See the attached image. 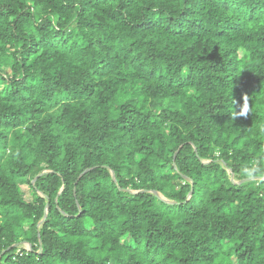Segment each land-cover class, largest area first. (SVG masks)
<instances>
[{
	"label": "trees",
	"instance_id": "trees-1",
	"mask_svg": "<svg viewBox=\"0 0 264 264\" xmlns=\"http://www.w3.org/2000/svg\"><path fill=\"white\" fill-rule=\"evenodd\" d=\"M260 125L264 0H0V264H264Z\"/></svg>",
	"mask_w": 264,
	"mask_h": 264
},
{
	"label": "clouds",
	"instance_id": "clouds-1",
	"mask_svg": "<svg viewBox=\"0 0 264 264\" xmlns=\"http://www.w3.org/2000/svg\"><path fill=\"white\" fill-rule=\"evenodd\" d=\"M249 97L250 96L248 95L242 96V102L238 105V110L237 108L233 107L236 102L232 98L233 111L229 114V117L232 121L238 117H247V115L251 112ZM259 132L264 133V125H260ZM261 162H264V154L261 155L260 161L254 160L251 164L245 165L242 168V173L249 178L255 177L258 173L264 174V166H262Z\"/></svg>",
	"mask_w": 264,
	"mask_h": 264
},
{
	"label": "water",
	"instance_id": "water-1",
	"mask_svg": "<svg viewBox=\"0 0 264 264\" xmlns=\"http://www.w3.org/2000/svg\"><path fill=\"white\" fill-rule=\"evenodd\" d=\"M175 155H176V152H175V154H174V158H175ZM173 165L175 166V163H173ZM88 171V169L87 170H85L84 172H82L81 174H80V176H82L84 173H86ZM42 173H40L39 175H41ZM111 175H112V180L114 181V183H116V178H115V175H114V172L113 171H111ZM38 177V176H37ZM231 177H232V175H231ZM36 179V178H35ZM35 179L32 181V182H34L35 181ZM189 180V179H188ZM130 191H132V190H130ZM156 195H158L161 199H163V200H165V201H167V202H170V201H168L166 198H164L160 193H158V192H154ZM170 203H174V202H170ZM46 215H47V207H46V211H45V213H44V216H43V218L40 220V222L38 223V225H40L44 220H45V218H46ZM26 246H27V249L28 250H31V245L30 244H28V243H26V242H23ZM18 244H15L14 246H17ZM39 252H41V249H39ZM0 257H1V255H0Z\"/></svg>",
	"mask_w": 264,
	"mask_h": 264
},
{
	"label": "rangeland",
	"instance_id": "rangeland-1",
	"mask_svg": "<svg viewBox=\"0 0 264 264\" xmlns=\"http://www.w3.org/2000/svg\"><path fill=\"white\" fill-rule=\"evenodd\" d=\"M20 188H21V191L23 192L25 197L31 198V192H30L28 185L22 184V185H20Z\"/></svg>",
	"mask_w": 264,
	"mask_h": 264
}]
</instances>
